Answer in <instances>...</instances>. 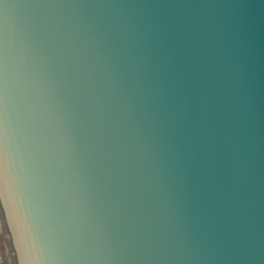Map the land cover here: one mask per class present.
<instances>
[{"label": "water", "instance_id": "95a60500", "mask_svg": "<svg viewBox=\"0 0 264 264\" xmlns=\"http://www.w3.org/2000/svg\"><path fill=\"white\" fill-rule=\"evenodd\" d=\"M0 264H264V0H0Z\"/></svg>", "mask_w": 264, "mask_h": 264}]
</instances>
